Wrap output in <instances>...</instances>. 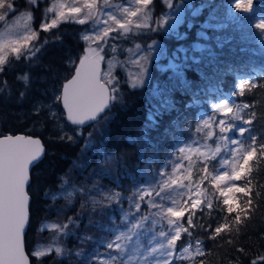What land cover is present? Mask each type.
Listing matches in <instances>:
<instances>
[{
	"label": "trees",
	"instance_id": "1",
	"mask_svg": "<svg viewBox=\"0 0 264 264\" xmlns=\"http://www.w3.org/2000/svg\"><path fill=\"white\" fill-rule=\"evenodd\" d=\"M159 3L166 7L162 0H152L154 15L159 12ZM234 3L235 0H192L187 4L180 26L191 19L198 23V28L187 30L191 35L183 42L211 41L210 47L199 53L198 63L192 61L185 68L184 79L190 86H183L177 79L169 81L165 73L159 72L160 90L154 94L149 85L133 88L124 77L119 84L113 83L116 99L106 113L88 127L70 126L82 133L69 140L68 134L60 132L57 115L48 108V100L54 101L48 94L71 76V58L86 47L82 35L88 22L64 20L43 30L41 24L49 17L51 0H35L34 4L31 0H13L16 11L9 13L5 21L28 9L35 36L18 57H7L4 71L0 72V134L38 136L46 147L44 157L31 171L27 189L31 199L24 240L31 264H129L118 249L106 247L114 243V227L120 223L123 212L135 218L150 215L160 222L153 223L156 229L168 231L167 220L158 215L161 208L167 207L188 209L180 224L191 235L182 233L175 252L188 242L200 241L206 252L204 264H251L264 255V155L259 150L264 143V32L255 27L260 18L258 12L242 14L235 9L229 15ZM198 5L201 8L194 14ZM253 5L264 7V0H253ZM208 18L224 24L207 28L209 36L204 39L198 33L202 21ZM140 35L141 44L169 40L156 18ZM102 49L105 59L110 55V47ZM244 81L246 87L240 95L238 86ZM225 102L236 115L239 113L243 120L252 123L244 125L243 120L233 119L231 112L226 114ZM54 106L62 111L59 102ZM150 113L155 123L149 119ZM221 120L225 126L232 123L249 131L243 136H238L235 129L222 133ZM96 126L103 131L96 130ZM211 129L215 131L212 138L208 133ZM93 133L95 140L88 137ZM229 133L240 142L235 152L224 150L208 156L186 151V145L197 142L214 146L218 138ZM250 136L257 141V153L249 161L251 172L245 171L239 180L220 182V188L226 190L235 184L245 192L225 191L221 195L213 177L224 171L231 175L236 162H243L240 156L251 145ZM181 148L183 152L179 151ZM83 151L87 153L82 160L85 164L78 168ZM221 154L229 161L227 168ZM69 174L77 190L63 192ZM204 176L207 178L202 179ZM196 188L203 203L193 210ZM225 195L237 211L245 209L250 214L241 211L237 222V212L226 211ZM249 197L253 201L251 208L247 204ZM208 202L211 208L207 207ZM137 203L139 209L135 207ZM189 215L192 226L187 224ZM47 221L55 226L43 228ZM225 223L230 231L211 239L214 228ZM43 244L49 245L51 251L35 256V248ZM240 248L245 252L240 253ZM114 256L116 260L112 259ZM200 259L196 258V264ZM174 262L193 264L187 258Z\"/></svg>",
	"mask_w": 264,
	"mask_h": 264
},
{
	"label": "snow or ice",
	"instance_id": "2",
	"mask_svg": "<svg viewBox=\"0 0 264 264\" xmlns=\"http://www.w3.org/2000/svg\"><path fill=\"white\" fill-rule=\"evenodd\" d=\"M34 4L35 0H31ZM138 7L135 10H129L124 8L123 12L127 14V19L124 22H121L115 15L111 12L107 13L108 18L112 23L118 26L120 30L124 33L130 31V25H132V17H136L138 13L142 11L143 8H146L151 0H136ZM164 3L171 7V0H164ZM98 0H85L83 7H72L68 9L67 13L65 11H60L58 17L52 19L50 22L42 23L41 28L43 30H48L56 26L61 19L71 18L73 16L78 17L80 14H84V19H79L80 24H84L87 19L93 18V14L98 12L97 8ZM107 4V0H105ZM234 7L239 9L242 13H253L255 15L257 12L260 14L259 22L255 24V27L262 32H264V7L254 8L253 0H235ZM85 9L87 10L85 12ZM13 0H0V21H5L7 15L11 12H15ZM199 9L197 10V12ZM195 14V13H194ZM145 20L148 18V13H144ZM239 19V17H237ZM107 23V21H105ZM212 25H209L211 27ZM222 26V25H218ZM137 29L147 28L148 24L135 25ZM113 31L111 26L105 27L102 33L98 34L96 37L84 36V40H107L109 34ZM203 34V33H201ZM35 33L30 36L25 37V42L33 39ZM115 39V37H113ZM153 45L157 41H152ZM23 45L17 43L13 45L12 51L17 54V57L21 53V48ZM139 48V45H137ZM38 51V49H37ZM95 51V50H93ZM186 51V50H185ZM31 56L35 55V52H30ZM103 59L102 56L98 54L89 56L85 55L80 59L79 65L76 68L75 75L67 84L63 85L62 92H57L54 94V103L59 102L63 105V109L66 110L67 120L74 125H84L86 121H94L103 113L109 104L116 99L117 89L113 86L114 77L111 76L110 72L102 74L100 70V61ZM187 59V57L185 58ZM143 63L140 64L141 72L139 76L134 79L132 87L142 86L145 82V78L148 76V57H141ZM192 60L196 63V57H192ZM6 61V57L0 55V72L4 71L3 65ZM136 63H140L136 61ZM169 67L173 70L174 75L180 79V82L183 86L188 87L189 82L184 79L183 68L187 67L186 64H170ZM197 72L200 69H196ZM247 81L241 82L239 84V94L243 95V91L246 87ZM23 96V93H21ZM166 104L168 101L165 102ZM174 103V102H173ZM225 113H230L232 109L228 106L227 102L223 105ZM248 107V105H244ZM159 114V113H157ZM253 118L255 114L253 113ZM149 119L155 123V118L150 113ZM236 119L243 120V117L237 113ZM252 120H243L244 125H250ZM207 124V121H205ZM220 131L222 133L230 132L233 129L237 132L238 136H243L246 132L249 131L247 127L241 126L237 127L235 124L229 123L225 126L223 120L220 121ZM3 138H0V264H29L28 256L24 251V230L28 222V193L25 190V186L29 180V166L34 165L38 162L41 154L44 149L39 139H33L31 136H12V135H3ZM63 138V137H62ZM71 140V137H68ZM251 145L247 150L243 151L239 161L236 162V167L233 169L231 175L228 171H224L219 175L213 177V180L217 188H220V182L222 181H232L239 180L242 177V174L247 171L251 172L249 167V161L255 157L257 153V141L255 136H250ZM233 144L239 145L238 139L232 140ZM242 147V146H241ZM259 150L261 155H264V143L259 145ZM180 152H183L184 149H179ZM225 164H228L229 161L225 160ZM204 172H208L207 164L204 167ZM207 176L202 177L206 179ZM175 183V182H174ZM225 191L228 193L232 192H245V189L239 188L237 185L232 184L231 187L226 190L220 188L221 195L225 194ZM250 192V189L248 190ZM247 194V193H246ZM55 197H53L54 199ZM142 198V197H141ZM203 202L199 198V193L197 198L192 200L191 208L193 210L197 209ZM224 205H226L227 213L231 214L234 211L236 214V221H240V212H245V215H249L250 211L241 209L237 211L233 204L229 201L227 195L224 196ZM247 204L249 208L253 206V201L251 197L248 198ZM137 209L140 208V204L135 205ZM156 207V205H153ZM207 207L211 208V202L207 203ZM188 211L185 207L174 208L167 207L166 209L161 208L158 215H162L164 219L167 220L168 225L172 228L171 233L161 231L159 233L162 237H167L166 244L160 243L158 247L151 249V252L148 254L151 256L153 253L159 251V258H155L151 264H171L172 259L174 258V253L176 250L177 241L181 239L182 233H187L189 236L191 233L188 228L181 226L180 221L183 219L185 212ZM194 214V213H193ZM127 219V217H125ZM187 224L192 226V216L189 215ZM139 225H133V228L138 227ZM211 227V226H209ZM229 226L227 223L221 224L218 227H215L210 236L211 239H215L217 235L222 232H229ZM120 236H116V241L120 240ZM231 243V241H229ZM107 248L112 249H121L122 246L120 243H108ZM51 251V249H49ZM57 252H60V249H56ZM240 253H244L245 249L240 248ZM187 254L186 258L193 261V264H196V258L201 257L199 264H204L203 257L206 255L205 249L202 247L200 241L196 242L195 247L189 243L186 247H182L181 255ZM34 255L37 257L45 255L44 251H36ZM113 260H116L117 257H112ZM147 260V257L145 258ZM251 264H264V255L258 256L255 260L251 261Z\"/></svg>",
	"mask_w": 264,
	"mask_h": 264
},
{
	"label": "rangeland",
	"instance_id": "3",
	"mask_svg": "<svg viewBox=\"0 0 264 264\" xmlns=\"http://www.w3.org/2000/svg\"><path fill=\"white\" fill-rule=\"evenodd\" d=\"M164 3V0H162ZM192 0H171V7L165 4L166 7H162L160 4L159 12L154 15L152 8V0L151 3L143 8L140 13L137 14L136 17H132V25H130V31L124 33L122 30L118 28L117 25L112 23L107 16V13L111 12L115 15L121 22H124L127 19V14L123 12L124 8H128L130 11L135 10L138 5L136 0H107V4H105V0H98L97 8L98 12L93 14V18L87 19L85 21L88 22V27L85 32H83L82 37H96L98 34L102 33L105 27L111 26L114 32L113 34H109L112 37H108L106 42L105 40H84L86 47L85 50L79 52L77 55H73L71 58V64H74V67L79 62L85 54H98L99 56L103 55V49L107 46L110 47V55L105 57L104 63V71L103 74L109 73L115 79L113 80L114 84H119L122 78L125 77L127 79L128 84L132 86L134 79L139 76L141 72L140 64L143 63L141 57H148V76L145 78V82L143 85H149L151 91L156 94L160 90L159 85V72H163L166 75V79L179 81L180 79L174 75L173 70L169 67L170 64H186L187 66L191 65L192 57H196V60L199 58V53L203 52L205 48L210 47L209 42L203 40H190L191 43L183 42L187 37L191 34L187 33V30L194 31L198 28V23L194 24L191 19L187 20L183 26L180 24L183 21V16L185 12V8L187 4H191ZM85 0H51V4L48 8L49 17L44 23L50 22L52 19L58 17V13L60 11H65L67 13L68 9L72 7H83ZM201 6H195L193 12L196 14L197 10L200 9ZM235 7H231L229 10V15H232L235 11ZM239 11V9H237ZM87 10L85 9V12ZM148 13V18L145 20L144 13ZM245 14V13H242ZM154 18L157 19L158 25L160 29L169 36V40H155L157 43L153 45L152 41L141 44V33L144 32L145 28L137 29L135 25L144 24L147 22L148 26H151L154 23ZM211 18H215V15H212ZM79 19H84V14H80L78 17L73 16L71 18H65L59 20L58 24L64 20H74L79 21ZM152 20V21H151ZM107 21V23H105ZM151 21V23H150ZM193 23V25H192ZM57 24V25H58ZM150 24V25H149ZM202 28L199 30L201 36L204 39H208V32L206 31L209 28V25H212L213 28H219L218 25H223L222 21H215L214 19H204L202 21ZM56 25V26H57ZM55 27V26H54ZM193 27V28H192ZM35 33L33 27L30 25V11L28 9L22 10L17 16L3 21L2 27H0V55L6 57L9 55L16 56L17 54L12 51L13 45L19 43L23 45L21 48V52L25 50L31 43V40L25 42V37L32 35ZM203 33V34H201ZM172 36V37H171ZM117 41H115V39ZM171 37V38H170ZM125 40V41H124ZM139 45V48H137ZM263 45V44H262ZM95 50V51H93ZM186 50V51H185ZM21 54V53H20ZM187 57V59H185ZM139 61L140 63H136ZM158 67V69L155 67ZM156 68V71L153 69ZM184 67L183 73L185 71ZM117 70L121 71L118 72ZM163 79V75L161 76ZM142 85V86H143ZM62 85L55 90H51V94L49 92V99H55L54 94L57 92H61ZM140 87V86H137ZM51 89V87H50ZM53 97V98H52ZM48 108L51 109L52 114H56L59 119V128L60 132L68 134L70 137H79L82 133L81 130H74L70 127V125L66 122L65 117L64 120H61V115L64 116L63 110L60 111L57 107L54 106L53 100H48L47 102ZM231 108V106H229ZM54 108V109H53ZM233 119H236V111L232 110L231 114ZM225 120V119H224ZM104 123V121L100 122ZM97 127V126H96ZM103 131L104 128L97 127L96 130ZM209 136L212 138L215 131L210 130ZM225 134L222 137L217 139V144L212 146L210 144L204 142H197L194 144L186 145V151L188 154L192 153H201L208 156H212L217 154L219 151H227L231 150L235 152L238 149L237 144H233L232 140L235 139L231 136ZM88 137L92 140L96 139V136L93 134ZM86 152L83 151L79 161L77 162V167L81 168L82 160L86 156ZM240 155V154H238ZM221 159H223V163L225 160H228L224 154L220 155ZM233 163V162H232ZM225 168H227V164H223ZM225 170V169H224ZM75 191L76 183L72 180L71 174L64 181L63 192L64 191ZM149 191L150 189L147 188ZM199 193L198 188L195 189V198H197V194ZM194 198V199H195ZM127 217V219H125ZM159 225L160 222L155 221L154 217H150V215H142L138 217H131L129 213L123 212L122 219L120 223L116 224L114 227V243H120L122 248L119 249V252L124 254L129 264H151V262L155 258H159L160 253H153L151 256L148 254L151 252V249L154 247H158L160 243L166 244L167 237H162L159 235L161 231L156 229L155 225ZM133 225H139L138 227L133 228ZM54 222H44L43 228H51L54 227ZM172 228L168 231L171 233ZM120 236V240L116 241V236ZM197 241L188 242L183 247H186L189 243L195 247ZM51 247L49 245H38L34 252L36 251H44L45 254L49 252ZM182 249V248H181ZM181 249L174 253V258L172 259L171 264H176L174 260L177 259H186L187 254L181 255ZM116 253H112V255ZM147 257V260L145 259Z\"/></svg>",
	"mask_w": 264,
	"mask_h": 264
},
{
	"label": "water",
	"instance_id": "4",
	"mask_svg": "<svg viewBox=\"0 0 264 264\" xmlns=\"http://www.w3.org/2000/svg\"><path fill=\"white\" fill-rule=\"evenodd\" d=\"M87 55H89V56H93V55H96V54H87ZM84 56H85V55H83L82 58H83ZM79 61H80V60H79ZM78 65H79V62H78L77 65L75 66L72 75H71V76H70V77H69V78H68V79L62 84L61 92H62V90H63V85H64V84H67L68 81L71 80V79L73 78V76L75 75V71H76V68L78 67ZM100 70H101V73L103 74V71H104V61H103V59L100 61ZM110 104H111V103H110ZM110 104H109L108 108H106L105 111H104L103 113L99 114L98 117L102 116V115H103V114L109 109ZM61 106H62V109H63V105H62V104H61ZM63 111H64V116H65V120H66V122H67L68 124L72 125V126H75V127L85 128V127L90 126V125L95 121V120H94V121H86L84 125H74V124H72L70 121L67 120L66 110L63 109ZM98 117H97V118H98ZM97 118H96V119H97ZM7 135H12V136H17V135H21V136H31L33 139H39V140L41 141V144H42V146H43L44 151H43V153L41 154V157L39 158L38 162L44 157L45 152H46V147H45V145H44V143H43V141H42V139H41L40 137H38V136H33V135H27V134H24V133L7 134ZM0 138H3V136L1 135ZM38 162L34 163V165H30V166H29V180H28V183H27L26 186H25V190H26V191H27L28 186H29V183H30V181H31V171H32L33 167H34ZM27 193H28V191H27ZM28 197H29V201H28V222H27V224H26V226H25L24 237H25V233H26V230H27V227H28L29 216H30V213H29V206H30V199H31V197H30L29 193H28ZM24 251H25V254L28 256L29 264H31L30 256L28 255V253H27V251H26V249H25V240H24Z\"/></svg>",
	"mask_w": 264,
	"mask_h": 264
}]
</instances>
